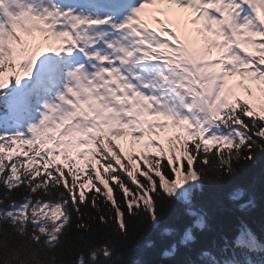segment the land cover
Here are the masks:
<instances>
[{
    "label": "snow or ice",
    "instance_id": "6c2138e0",
    "mask_svg": "<svg viewBox=\"0 0 264 264\" xmlns=\"http://www.w3.org/2000/svg\"><path fill=\"white\" fill-rule=\"evenodd\" d=\"M3 89L0 264H111L130 221L159 229L173 200L188 223L160 233L167 259L155 264H264L249 258L264 241L245 221L220 242L196 247L194 235L207 229L194 203L204 181L264 154V0H0ZM19 145L34 155L13 160ZM230 199L255 207L239 188Z\"/></svg>",
    "mask_w": 264,
    "mask_h": 264
},
{
    "label": "trees",
    "instance_id": "16d2710c",
    "mask_svg": "<svg viewBox=\"0 0 264 264\" xmlns=\"http://www.w3.org/2000/svg\"><path fill=\"white\" fill-rule=\"evenodd\" d=\"M6 90L3 89L0 92ZM2 132L3 129H0V133ZM160 145L167 152L169 144L160 142ZM14 148L16 151L13 153V160H27V157L24 156V151H28L29 156L34 155L32 151L28 150L26 145L14 146ZM154 152L155 149L150 148L146 151V154L149 158H152ZM175 154V149H173V155ZM131 155L135 157L134 153H131ZM5 163H10V161L6 160ZM35 166L39 167V164ZM93 166L94 164H88L84 171L80 172L79 179L86 180L87 172ZM96 167L103 172V169L99 168L98 165ZM137 168L142 170L144 161L141 160ZM73 171H77V169H73ZM136 174L139 176V171ZM150 174L154 175L155 173L153 171ZM140 178L143 179L142 177ZM185 186L182 185L181 187ZM236 188L244 190L248 197L255 201L254 208L241 209L240 202H234L230 199V193ZM179 190L177 189V191ZM2 191L3 188L0 186V192ZM91 191L92 189L90 188L85 189L86 193ZM194 203L207 214V229L194 230L196 247L210 244L213 240L220 242V238L225 235L231 236L240 221L247 222L257 237L264 241V154L259 155L254 164L240 166L237 173L230 180H226L221 184H214L205 180L202 188L194 193ZM162 207L159 229H154L150 224L145 223L143 217L130 221V227L134 231L130 232L129 239L124 241L123 247L113 256L111 264H155L158 260L167 259L163 256L162 248L168 241L163 240L160 233L164 229L179 230L188 221L182 214V202L173 200ZM78 240V236L71 234L65 237L64 247L67 250L68 259L78 258L80 254ZM83 254L87 258V252L85 251ZM44 256L45 253L41 252L40 258L43 259ZM179 258L184 259V254L182 253ZM191 258H196L194 253ZM249 258L256 262L264 259V254L252 253L249 254Z\"/></svg>",
    "mask_w": 264,
    "mask_h": 264
},
{
    "label": "rangeland",
    "instance_id": "374dc122",
    "mask_svg": "<svg viewBox=\"0 0 264 264\" xmlns=\"http://www.w3.org/2000/svg\"><path fill=\"white\" fill-rule=\"evenodd\" d=\"M45 54H50V53H45ZM239 80V78H237V81ZM236 81V82H237ZM256 103H258L257 101H256ZM258 104H260V105H262L261 103H258ZM126 131V130H125ZM110 139H112L113 141H114V143H116V142H118V141H121V139H126L125 137H116V136H110L109 137ZM127 139H130V137H128ZM152 139H154V140H157L158 142H164V141H167L168 139H169V137L168 136H166L165 135V133H163V132H161L160 133V135L157 137V136H153L152 137ZM123 140V141H124ZM116 141V142H115ZM117 144H119V143H117ZM137 152H140V150L139 149H137L136 150Z\"/></svg>",
    "mask_w": 264,
    "mask_h": 264
}]
</instances>
